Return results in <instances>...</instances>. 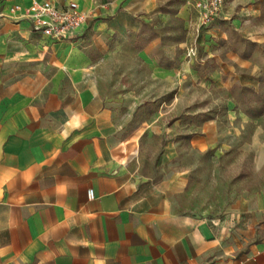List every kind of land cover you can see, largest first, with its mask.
I'll list each match as a JSON object with an SVG mask.
<instances>
[{"label":"crops","instance_id":"1","mask_svg":"<svg viewBox=\"0 0 264 264\" xmlns=\"http://www.w3.org/2000/svg\"><path fill=\"white\" fill-rule=\"evenodd\" d=\"M32 1L0 0V264H264V176L220 217L180 208L192 175L185 145L202 152L219 136L217 120L187 140L180 119L163 120L183 113L191 61L172 64L158 35L143 62L119 54L161 15L160 0H49L94 10L62 42L10 12ZM142 110L152 117L135 123Z\"/></svg>","mask_w":264,"mask_h":264},{"label":"rangeland","instance_id":"2","mask_svg":"<svg viewBox=\"0 0 264 264\" xmlns=\"http://www.w3.org/2000/svg\"><path fill=\"white\" fill-rule=\"evenodd\" d=\"M83 1L92 8L103 0ZM159 7L161 15L138 36L127 38L126 52L119 54L143 62L146 57L139 54L158 35L170 48L172 64L191 61L195 75L186 72L183 113H171L163 120L173 125L180 119L183 129L178 132L186 140L190 132L200 133L205 122H219L215 144L202 152L187 145L183 149L192 175L180 208L206 219L220 217L264 176V112L259 114L264 108V0H160ZM205 15L210 18L207 23L202 22ZM152 56L162 65L168 59L162 50L152 51ZM137 65L142 71L143 66ZM230 76L234 86L227 88ZM169 91L176 92L177 87L171 85ZM150 107L159 108L160 101ZM149 111H139L135 123L148 121ZM149 138L163 141L155 133ZM152 151L153 159L158 158V149Z\"/></svg>","mask_w":264,"mask_h":264},{"label":"built area","instance_id":"3","mask_svg":"<svg viewBox=\"0 0 264 264\" xmlns=\"http://www.w3.org/2000/svg\"><path fill=\"white\" fill-rule=\"evenodd\" d=\"M10 12L19 13L21 17L29 20L33 33L51 41L62 42L74 39L86 27L94 10L83 11L74 1L60 6L49 0H33L30 6L26 8L14 6ZM208 19L210 18L205 15L202 22L207 23ZM88 198L90 200L94 198L92 190L88 191Z\"/></svg>","mask_w":264,"mask_h":264},{"label":"trees","instance_id":"4","mask_svg":"<svg viewBox=\"0 0 264 264\" xmlns=\"http://www.w3.org/2000/svg\"><path fill=\"white\" fill-rule=\"evenodd\" d=\"M264 112V108L260 109L259 114H262Z\"/></svg>","mask_w":264,"mask_h":264}]
</instances>
